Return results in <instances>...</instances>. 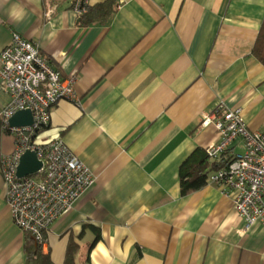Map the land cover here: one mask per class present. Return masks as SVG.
<instances>
[{"label": "crops", "instance_id": "1", "mask_svg": "<svg viewBox=\"0 0 264 264\" xmlns=\"http://www.w3.org/2000/svg\"><path fill=\"white\" fill-rule=\"evenodd\" d=\"M50 5L47 19L46 0H0V52L18 33L76 79L80 105L60 102L41 139L62 138L95 177L51 225L43 254L64 264L73 237L76 264H264V229L243 232L222 187L183 197L179 178L217 140L202 124L217 106L241 109L249 130L264 132V66L252 54L264 0H116L109 24L90 27L71 0ZM9 100L0 89V120ZM14 151L0 124V158ZM6 196L0 173V264H25Z\"/></svg>", "mask_w": 264, "mask_h": 264}, {"label": "built area", "instance_id": "2", "mask_svg": "<svg viewBox=\"0 0 264 264\" xmlns=\"http://www.w3.org/2000/svg\"><path fill=\"white\" fill-rule=\"evenodd\" d=\"M46 1L49 6L45 16L49 19L55 9L50 5L52 0ZM71 3L81 18L89 0ZM75 82V78H64L41 55L38 44L18 33L0 52V89L10 99L0 124L15 137L14 153L0 158V173L7 186L6 201L14 224L42 246L51 225L69 213L95 184L93 173L62 138L41 139L50 127L52 110L60 102L80 105ZM23 110L32 112L33 126L11 127L10 119ZM202 124L217 131V140L206 148L211 160H221L239 144L244 148L243 153L233 152L226 167L209 175V184L222 187L223 193L232 199L234 210L243 221V232L256 226L264 229V132H251L242 110L224 105L217 106ZM27 151L36 152L43 166L36 175L19 179L18 166Z\"/></svg>", "mask_w": 264, "mask_h": 264}, {"label": "trees", "instance_id": "3", "mask_svg": "<svg viewBox=\"0 0 264 264\" xmlns=\"http://www.w3.org/2000/svg\"><path fill=\"white\" fill-rule=\"evenodd\" d=\"M116 0H107L95 7L87 6L81 17L80 25L90 27L95 24L107 26L113 16ZM253 56L264 66V20L255 41ZM233 155L229 151L221 160H211L205 148L196 149L180 166L179 178L181 195L189 196L205 189L212 172L226 167ZM99 237V236H98ZM98 241L96 239L95 243ZM92 245V247L95 245ZM81 250L78 240L71 237L67 246L64 264H76V258ZM25 264H54L48 255L43 254L42 245L38 244L32 235L26 234L24 239Z\"/></svg>", "mask_w": 264, "mask_h": 264}, {"label": "water", "instance_id": "4", "mask_svg": "<svg viewBox=\"0 0 264 264\" xmlns=\"http://www.w3.org/2000/svg\"><path fill=\"white\" fill-rule=\"evenodd\" d=\"M34 124L32 112L23 110L17 112L10 119V126L14 128L31 127ZM43 163L39 160L37 153L27 151L20 159L17 176L19 179L34 176L42 169Z\"/></svg>", "mask_w": 264, "mask_h": 264}]
</instances>
